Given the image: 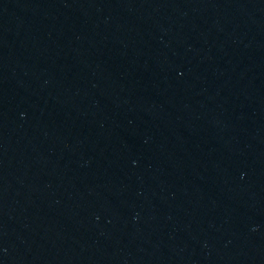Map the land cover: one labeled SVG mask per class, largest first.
<instances>
[{
	"label": "water",
	"instance_id": "water-1",
	"mask_svg": "<svg viewBox=\"0 0 264 264\" xmlns=\"http://www.w3.org/2000/svg\"><path fill=\"white\" fill-rule=\"evenodd\" d=\"M0 264H264V0H0Z\"/></svg>",
	"mask_w": 264,
	"mask_h": 264
}]
</instances>
